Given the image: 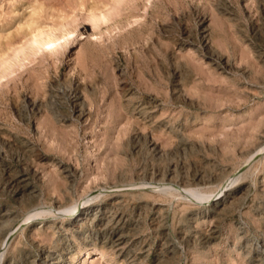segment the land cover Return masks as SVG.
<instances>
[{
	"label": "rangeland",
	"instance_id": "1",
	"mask_svg": "<svg viewBox=\"0 0 264 264\" xmlns=\"http://www.w3.org/2000/svg\"><path fill=\"white\" fill-rule=\"evenodd\" d=\"M68 14L0 85V264H264V0H0V74Z\"/></svg>",
	"mask_w": 264,
	"mask_h": 264
},
{
	"label": "bare ground",
	"instance_id": "2",
	"mask_svg": "<svg viewBox=\"0 0 264 264\" xmlns=\"http://www.w3.org/2000/svg\"><path fill=\"white\" fill-rule=\"evenodd\" d=\"M202 21V20H201ZM32 24V23H31ZM81 25H82V22H81V18H79V16H76V15H71V14H68V15H65V16H60L58 17V19H56L54 22L52 23H48V24H45V25H40L41 27H35V32H36V36L35 37V40H34V43L31 42L28 44V49H25L23 50L22 52L20 53H17L15 55V57L13 58V60L9 61L8 63L4 64L3 65V70L1 71V74H0V85L3 83L6 75H7V72L10 71L13 67L21 64L23 62V60L30 54L31 50L35 48L36 44L38 45H44V44H50L52 42H54V39L55 37L60 33V32H65L68 30V33H71V32H74L73 30H78L81 28ZM97 25H95L96 27ZM206 28V27H205ZM70 29V30H69ZM72 29V31H71ZM96 29V28H95ZM205 31H207L205 29ZM206 33V32H205ZM190 36V35H189ZM207 36L208 35H203V39L204 41L206 42L207 41ZM210 44V43H209ZM210 46V45H209ZM202 47V46H201ZM200 47V48H201ZM207 47V46H206ZM210 48V47H209ZM205 50V49H204ZM210 52H214L213 49H209ZM38 51V50H37ZM36 52V50H35ZM209 52V53H210ZM207 53V52H206ZM215 54V53H214ZM216 55V54H215ZM213 55V56H215ZM220 58H222L220 56ZM220 60V59H219ZM213 61V60H212ZM222 61V60H221ZM226 63V62H225ZM228 64V63H227ZM225 65V64H224ZM226 66V65H225ZM228 66V65H227ZM124 72V71H123ZM121 73V75L123 76V80H126L128 79V77H126L125 75V72L124 73ZM123 82V81H122ZM127 83V82H126ZM85 87V86H84ZM95 87V86H94ZM93 87V88H94ZM127 87V86H126ZM180 88V87H179ZM89 89V87H88ZM86 88V90H88ZM97 89V88H95ZM124 89V88H123ZM178 89V88H177ZM180 90V89H178ZM184 91V90H183ZM88 92H91V91H88ZM177 92H180V91H177ZM98 93V92H97ZM135 93V92H134ZM137 93V92H136ZM184 93V92H183ZM96 94V93H95ZM93 95H94V92H93ZM98 95V94H97ZM135 95V94H134ZM138 95V94H137ZM179 95V94H178ZM184 95V94H182ZM79 96V95H78ZM136 96V95H135ZM81 99V98H80ZM132 102V101H131ZM83 103V102H82ZM86 103V102H85ZM82 105V104H81ZM76 106V105H74ZM75 109V108H74ZM78 109V108H76ZM143 109V108H142ZM86 110V109H85ZM80 114H83V112L81 111V109L79 110ZM145 111V110H144ZM73 112V111H72ZM89 114V113H88ZM87 115V114H86ZM78 116V115H77ZM57 117V116H56ZM155 143V142H154ZM156 148V147H155ZM34 150V149H33ZM1 155V154H0ZM1 158V156H0ZM1 161V160H0ZM67 170V168H66ZM72 171V170H71ZM73 174V172H71ZM16 175V174H15ZM18 175V174H17ZM24 176V175H23ZM11 177V176H10ZM28 177V176H27ZM15 178V177H14ZM241 179V176H237L235 178H231V180L228 179V181L222 185V187L220 188V191L218 194H216V191H203L199 188H195V187H181L180 185L178 184H166V183H157L155 179V182H150L152 184V188H153V191L154 192H160V193H171V194H178V196L180 197H183V198H187L188 200L190 201H193V202H197V203H203V204H207L211 201H215V200H219L220 199H223V197H225L227 195V191L229 192V190H231L235 185L236 183L239 182V180ZM13 180V179H12ZM159 180V179H158ZM15 182V181H14ZM17 182V181H16ZM26 184V183H25ZM17 185V184H16ZM21 185V184H20ZM27 185V184H26ZM134 186V185H133ZM146 186V185H145ZM176 186V187H174ZM147 187V186H146ZM220 187V186H219ZM241 188V187H240ZM21 189V188H20ZM100 189H104V188H100ZM245 189V188H244ZM234 190V189H233ZM117 191V190H116ZM21 192V191H20ZM16 193V192H15ZM100 192L96 193L94 195V197L92 199H89V198H86L84 200H82L81 202H74L73 204L71 205H67V206H62V207H59V208H55L54 210H52L53 208H46V209H39L37 211H34V213H30L29 216H28V219H32V218H35V217H38V216H42L44 214H52L54 217L57 215H60V214H69L70 216H74L75 219H78V222L79 220H83V219H86L90 216H94L97 212L96 210L95 211H92V209H89L87 208L91 203H93V201L97 200L99 197H100ZM108 194V193H107ZM237 194V193H236ZM219 195V196H217ZM231 199V198H230ZM225 200V199H224ZM94 201V202H95ZM112 201V200H111ZM228 202V201H227ZM212 203V202H211ZM222 203V202H221ZM225 203V202H224ZM218 204V203H217ZM99 205V204H98ZM99 207V206H98ZM97 207V208H98ZM94 209V208H93ZM99 210V209H98ZM214 210V209H213ZM61 212V213H60ZM5 213V212H4ZM2 215V213H1ZM8 215V214H7ZM63 216V215H62ZM97 216V215H96ZM3 217V216H2ZM1 218V217H0ZM8 218V217H7ZM4 219V218H3ZM2 219V220H3ZM13 219V218H11ZM15 219V218H14ZM6 220V219H4ZM3 220V221H4ZM91 220V219H90ZM93 220V219H92ZM13 221H16V220H13ZM71 221V220H70ZM98 221V220H97ZM2 222V221H1ZM5 223V222H4ZM75 223V222H74ZM80 223V222H79ZM15 224V223H14ZM6 225V224H5ZM105 225V224H104ZM14 227V226H13ZM11 228V227H10ZM15 228V227H14ZM7 230H9L7 228ZM12 230L14 231V229L12 228ZM3 231V230H2ZM16 231V230H15ZM106 231V230H105ZM120 232V231H119ZM3 233V232H2ZM117 233V232H116ZM13 235V234H12ZM124 235V234H123ZM121 236V235H120ZM122 237V236H121ZM3 239V238H2ZM10 239L11 237L8 238V235L5 236V238L2 240L1 242V248H0V251H3L6 249V247L9 245V242H10ZM123 239V238H122ZM1 240V239H0ZM118 240V239H116ZM115 240V241H116ZM120 241V240H119ZM118 244V243H117ZM120 244V243H119ZM122 244V243H121ZM115 245V244H114ZM121 246V245H119ZM117 247V246H116ZM259 250V249H258ZM5 253V251H4ZM100 254L101 255H104V251H100ZM5 254H2V256H4ZM44 256V255H43ZM47 256V255H46ZM55 259V258H53ZM59 259V258H58ZM1 260V258H0ZM37 260V259H36ZM38 261V260H37ZM51 261H55V260H51ZM50 261V263H51ZM34 262V261H33ZM45 263V262H44ZM39 264V263H38ZM41 264V263H40ZM51 264H58V262H53Z\"/></svg>",
	"mask_w": 264,
	"mask_h": 264
}]
</instances>
